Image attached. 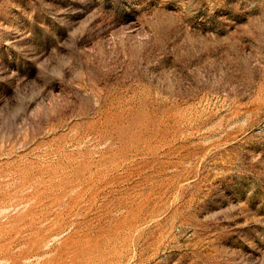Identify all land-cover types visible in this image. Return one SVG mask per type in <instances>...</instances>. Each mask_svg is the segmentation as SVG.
<instances>
[{"label": "rangeland", "instance_id": "rangeland-1", "mask_svg": "<svg viewBox=\"0 0 264 264\" xmlns=\"http://www.w3.org/2000/svg\"><path fill=\"white\" fill-rule=\"evenodd\" d=\"M0 264H264V0H0Z\"/></svg>", "mask_w": 264, "mask_h": 264}]
</instances>
